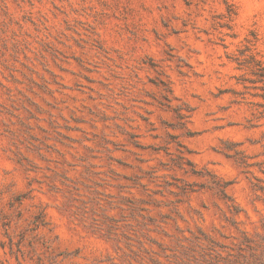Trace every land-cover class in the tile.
<instances>
[{"label": "rangeland", "instance_id": "rangeland-1", "mask_svg": "<svg viewBox=\"0 0 264 264\" xmlns=\"http://www.w3.org/2000/svg\"><path fill=\"white\" fill-rule=\"evenodd\" d=\"M0 264H264V0H0Z\"/></svg>", "mask_w": 264, "mask_h": 264}]
</instances>
